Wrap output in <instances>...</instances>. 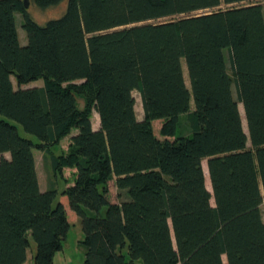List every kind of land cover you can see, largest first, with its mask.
Masks as SVG:
<instances>
[{
    "label": "trees",
    "instance_id": "obj_1",
    "mask_svg": "<svg viewBox=\"0 0 264 264\" xmlns=\"http://www.w3.org/2000/svg\"><path fill=\"white\" fill-rule=\"evenodd\" d=\"M259 1L68 0L40 25L22 0H0V264H25L32 242L34 263L54 264L76 219L83 264H264ZM183 115L193 133L176 137ZM70 135L68 154L51 163L75 170L74 183L42 191L34 151ZM112 180L120 202L108 197Z\"/></svg>",
    "mask_w": 264,
    "mask_h": 264
},
{
    "label": "rangeland",
    "instance_id": "obj_2",
    "mask_svg": "<svg viewBox=\"0 0 264 264\" xmlns=\"http://www.w3.org/2000/svg\"><path fill=\"white\" fill-rule=\"evenodd\" d=\"M259 2L264 5V0H260ZM67 4H68V0H62L57 5L49 7L47 9H41L33 4L30 6L29 10H30L32 17L38 24L45 25L50 20L60 18L66 12ZM231 6H235V5H230L229 7ZM227 7L228 6L226 5H222L220 8L224 9ZM16 18H17L20 42L24 44V42L26 43L27 41V36L22 27L23 21H22L21 16L18 14L16 15ZM165 20H171V19L168 18ZM165 20H161V21H165ZM161 21L158 20L155 22H161ZM183 67H184L185 81L187 85L189 86L190 83H189L188 71H187L185 63H183ZM14 84L16 86L15 81H14ZM34 86L42 87L43 81L40 80V81L33 82L27 85V87H34ZM133 94L136 99L135 110H136L137 117L139 120H142L144 118V111H143L141 96L138 91H135ZM234 96L235 98H237L235 90H234ZM78 102L80 104V107L84 108L85 100L81 97H78ZM239 108H240V112H241L242 119H243L244 130L248 132L243 106L239 104ZM191 109L194 110L193 103L191 104ZM0 118L6 119L1 114H0ZM9 122H11L12 124L18 127V131L22 137H25L34 142H37V139L34 136L26 133L25 130L21 126L14 123L13 121L9 120ZM162 123L163 122L161 120L153 122L154 132L159 139H164V137L161 136ZM92 124L95 130L100 129V118L95 110H93L92 112ZM76 133L77 131H73L72 135H75ZM192 133H193V127L188 118V115L181 116L176 137L177 136H190L192 135ZM72 135L61 140L59 144L52 147V149L48 152H42L38 150L34 151L35 159H36V169H37L39 183H40V187L42 191H46L50 189L51 187L55 186L58 192H61L64 188L73 185L74 180H75L76 171L73 169H64L62 173H55L53 171L52 163H51V160L53 157H61L63 155L68 154L70 145H71ZM171 139L173 140V138ZM5 157L9 158V155L6 154ZM0 159H1V156H0ZM203 167H204V172H205V177H206L207 188L211 190L210 178H209V173H208V168H207V160L203 161ZM108 187H109L108 197L110 201L120 202L121 200H119L118 191L116 189L115 182L113 180L110 181ZM212 204L214 205V200H212ZM261 210L263 213V220H264V208L262 207ZM83 240H84V233L82 230L81 220L76 219L75 221H71V227L68 232L67 239L63 243V250L58 252L55 255L54 264H83L84 259H85V252H86V249L82 244ZM36 251H37V246L34 242H32L31 248L27 252V260L25 264H35L33 261V256L36 253ZM137 264H143V263L139 261L137 262ZM224 264H227L226 258H224Z\"/></svg>",
    "mask_w": 264,
    "mask_h": 264
},
{
    "label": "water",
    "instance_id": "obj_3",
    "mask_svg": "<svg viewBox=\"0 0 264 264\" xmlns=\"http://www.w3.org/2000/svg\"><path fill=\"white\" fill-rule=\"evenodd\" d=\"M24 5H25V8L28 9L30 7V0H22ZM248 134V133H247Z\"/></svg>",
    "mask_w": 264,
    "mask_h": 264
},
{
    "label": "crops",
    "instance_id": "obj_4",
    "mask_svg": "<svg viewBox=\"0 0 264 264\" xmlns=\"http://www.w3.org/2000/svg\"><path fill=\"white\" fill-rule=\"evenodd\" d=\"M26 43H27V41H26ZM26 43L24 42V44H22V43H21V44H22V45H25Z\"/></svg>",
    "mask_w": 264,
    "mask_h": 264
}]
</instances>
